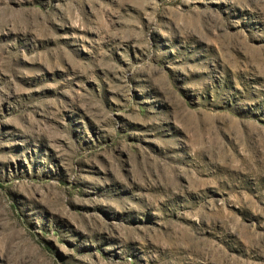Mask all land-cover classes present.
Listing matches in <instances>:
<instances>
[{"label":"rangeland","instance_id":"1","mask_svg":"<svg viewBox=\"0 0 264 264\" xmlns=\"http://www.w3.org/2000/svg\"><path fill=\"white\" fill-rule=\"evenodd\" d=\"M0 264H264V0H0Z\"/></svg>","mask_w":264,"mask_h":264}]
</instances>
